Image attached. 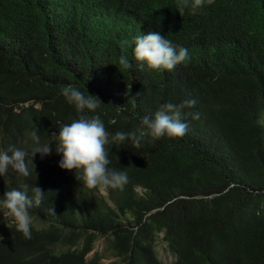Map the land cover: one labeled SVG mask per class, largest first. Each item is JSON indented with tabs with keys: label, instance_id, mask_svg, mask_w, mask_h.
I'll return each mask as SVG.
<instances>
[{
	"label": "trees",
	"instance_id": "trees-1",
	"mask_svg": "<svg viewBox=\"0 0 264 264\" xmlns=\"http://www.w3.org/2000/svg\"><path fill=\"white\" fill-rule=\"evenodd\" d=\"M177 4L0 0V150L23 148L30 160L33 130L53 148L21 177L45 192L29 209L31 239L0 223V264H102L98 253L88 259L99 239L115 264H163L160 236L174 264H264V0H212L195 14ZM150 32L190 60L140 66L121 42ZM70 85L101 101L86 115H99L110 138L168 102L183 105L187 132L107 145L109 167L129 176L122 191L88 189L65 169L51 181L54 135L80 116L62 94Z\"/></svg>",
	"mask_w": 264,
	"mask_h": 264
},
{
	"label": "clouds",
	"instance_id": "clouds-1",
	"mask_svg": "<svg viewBox=\"0 0 264 264\" xmlns=\"http://www.w3.org/2000/svg\"><path fill=\"white\" fill-rule=\"evenodd\" d=\"M206 2L211 4L212 0H178L177 7L179 12L190 8L195 14L205 6ZM97 5L105 7L103 2H98ZM121 46H133L135 61L139 62L140 66L156 71H172L177 65L190 60L187 48H177L171 40L161 36L159 32L137 35L132 41L125 39L121 42ZM118 62L125 70L133 68V63L126 55H121ZM62 94L69 103L75 106L80 116L71 123L63 124L59 128L58 135H54L58 138L55 152L61 155V159L58 162L59 167H51V173H53L50 176L51 181L55 180V174L59 169L61 171L65 169L74 171L76 178L82 179L88 189L102 187L122 191L129 183V176L125 171L109 167L111 160L107 145L116 142L125 145L130 140L135 148H140L147 138L152 140L165 136L179 138L183 137L188 129V124L182 119L183 105L168 102L161 105L160 110L154 116H143L141 127L137 131L131 133L118 131L110 138L99 115H86V111L95 113L101 104L96 96L88 93L85 95L79 88L71 85L62 89ZM185 103L191 105L194 101ZM30 136L33 145L30 160L27 159L28 151L23 148L13 146L8 150H0V210H7L8 215L12 217V222L0 221V223L15 224L17 231L21 232L26 239H31V225H35L31 221L29 209L34 206L38 207L42 203L45 192L32 182L20 184L23 180L21 177L28 178L35 173V166L32 162L35 154L39 153L43 157L53 150L50 143L41 141L37 130H33ZM8 174L18 176L8 177ZM93 252L94 249L90 254L96 253ZM90 254L88 259L92 257ZM169 255L174 264L176 259L171 254ZM102 259L101 257V263L104 264ZM159 260L161 261L160 258Z\"/></svg>",
	"mask_w": 264,
	"mask_h": 264
},
{
	"label": "rangeland",
	"instance_id": "rangeland-1",
	"mask_svg": "<svg viewBox=\"0 0 264 264\" xmlns=\"http://www.w3.org/2000/svg\"><path fill=\"white\" fill-rule=\"evenodd\" d=\"M103 195H105V192L102 191ZM0 221L2 222H12V217L8 215L7 210L5 209H1L0 210ZM104 240L103 239H99L96 241L95 245H94V252L98 253L99 255H102V262L104 264H115L117 261H114V258L109 256L107 253H104ZM157 252H158V256L161 259V261L164 264H172L173 259L172 257L168 254V252L166 251V245L164 243L161 242V236L159 237V240L157 242ZM93 252V253H94ZM92 255V254H90Z\"/></svg>",
	"mask_w": 264,
	"mask_h": 264
}]
</instances>
